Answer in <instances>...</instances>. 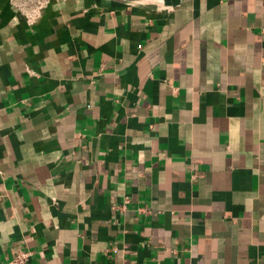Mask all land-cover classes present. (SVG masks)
Returning <instances> with one entry per match:
<instances>
[{"label":"crops","instance_id":"0c3cea01","mask_svg":"<svg viewBox=\"0 0 264 264\" xmlns=\"http://www.w3.org/2000/svg\"><path fill=\"white\" fill-rule=\"evenodd\" d=\"M19 250L264 264V0H0V264Z\"/></svg>","mask_w":264,"mask_h":264},{"label":"built area","instance_id":"2783aa9c","mask_svg":"<svg viewBox=\"0 0 264 264\" xmlns=\"http://www.w3.org/2000/svg\"><path fill=\"white\" fill-rule=\"evenodd\" d=\"M129 198L126 197L125 203L122 205V208L125 209ZM32 252L29 250H19L9 261L4 264H26L31 257Z\"/></svg>","mask_w":264,"mask_h":264}]
</instances>
